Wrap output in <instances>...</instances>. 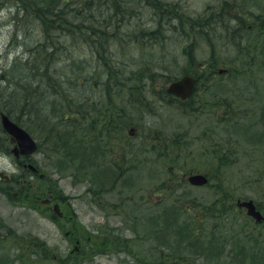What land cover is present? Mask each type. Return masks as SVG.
Returning <instances> with one entry per match:
<instances>
[{
  "label": "rangeland",
  "instance_id": "374dc122",
  "mask_svg": "<svg viewBox=\"0 0 264 264\" xmlns=\"http://www.w3.org/2000/svg\"><path fill=\"white\" fill-rule=\"evenodd\" d=\"M175 1H179L183 9L190 4L201 14L212 0ZM255 8V12L264 13V7L260 9L256 5ZM8 14L7 10H0L3 23L0 26V71L12 60L10 53L4 51L10 33H6L9 27L4 25ZM251 18L255 23V18ZM147 19L144 17L142 21ZM127 27H124L126 31L130 30ZM262 39L256 28L247 36V59L252 61L254 55L256 58L250 64L245 63L251 69L244 67L246 75L239 76L225 70L240 67L236 47L227 46L225 41L219 43L220 39L214 40L216 45L211 42L219 53L217 56L231 65L216 66L211 81L203 77L190 104L159 100L160 90L164 91L170 83L159 66L152 69L157 75L153 87L147 86L139 95L146 108L141 105L143 109L135 110L126 105L124 121L132 123L127 125L125 137L113 139L118 143H114V151L109 152L117 159L115 149L124 150L127 162H121L123 166L117 168L128 169V172L119 173L109 193L108 190L103 192V187L91 192L85 182L61 177L40 151L31 156V161L45 173L49 185L56 183L62 199L55 200L53 194L26 195L20 189H33L36 179L27 169L13 166L11 153L3 149L0 131V256L9 260L21 255L24 264H60L59 259L69 256L68 264L75 258V264H235L233 261L254 264L253 258L264 257V223L255 225L235 204L237 200H252L264 214ZM190 41L191 37L172 46L175 51L170 52L171 56L177 60L175 74L182 70L192 74L198 68L181 56L185 55L183 47ZM81 48L72 47L71 53L66 54L78 58L79 52L85 54ZM136 48L130 46L124 55L144 53ZM192 51L199 64L209 56L204 41L193 46ZM120 59L127 60L125 56ZM223 70L225 72L220 73ZM238 127L241 128L239 133ZM130 128L134 130L132 135H129ZM31 136L36 143L39 141L36 135ZM150 144L158 150L169 147L170 155L149 151ZM141 151L144 153L139 154ZM26 172L31 174L27 179L21 177V182L13 183L20 184L17 193L5 188L11 185L13 174L20 177ZM198 172L209 175L207 187L195 188L186 183L188 175ZM101 176V180L95 179L98 184L105 179L104 174ZM108 185L106 180L104 187ZM48 195L52 197L51 203L45 204L42 200ZM54 203L63 214L60 221L53 216ZM197 205H204V209L194 210L193 206ZM208 206L212 209L205 210ZM170 217L174 218L171 222ZM187 230L190 235L181 239L179 236ZM158 233L164 235L153 240ZM107 235L112 239L105 246L103 240Z\"/></svg>",
  "mask_w": 264,
  "mask_h": 264
},
{
  "label": "trees",
  "instance_id": "16d2710c",
  "mask_svg": "<svg viewBox=\"0 0 264 264\" xmlns=\"http://www.w3.org/2000/svg\"><path fill=\"white\" fill-rule=\"evenodd\" d=\"M32 1H34L36 6V8H34L35 15L41 17L39 23H41L42 26H47L48 28L53 29L55 26L60 25L62 15L55 6L57 1L60 3L63 2L64 4V0ZM98 1L99 2L95 4L96 8L103 9L106 13L104 16L95 17L94 23L90 22L83 27V35L88 37L91 35V47L90 49H85L84 57L88 60L96 59L100 61L107 54L108 61L110 62L108 63V66L101 63V66H96L97 68L95 67L96 69L102 68L103 65L105 68H108L107 72H118L121 70V67L122 69L128 68L130 76L125 77L119 83H104L101 86V89H98V87L95 86V83L100 75L99 72L96 71L86 78L87 84L85 85L82 83L83 76L78 72V64L81 61L80 59H82L79 58L80 55L75 59L72 57L61 59L59 57L62 56L61 53L64 52L63 49L52 47V50L49 51L45 47L41 53V55H44L42 58V65L48 69L55 70L56 73H53L55 79L49 76V78L45 77V72L40 70L36 73L37 78H39L37 82L38 86H32L29 82L25 83L24 79L21 80L22 84H20L18 90L26 93L28 92L30 97L25 100V105L20 107L21 110L19 111V114L21 115L19 116H13L16 114V109L11 108L8 103L0 98V108L5 110L9 119L22 128L24 127V129H27L29 134L38 137L39 141L36 143V153L41 151L43 156H45V159L50 160V167H52L61 177H69L74 180H79L80 183L85 182L88 186L87 188H89L91 192H94L100 187H103V192L112 190V186L120 173L116 172L119 170L117 167H122L123 165L121 162H127L126 159L128 158V155H126L121 148H119L121 150L120 152L118 151V148L115 149L117 159H114L112 153L109 152L111 150L114 151L115 146L113 147V145L114 143L115 145L118 143V141L115 142L116 138L122 139L126 136L125 129L127 125L132 123L128 122V120L124 121L126 105L135 110L141 109V105L144 107L145 103L139 99L140 92L147 88V86L152 88L154 77L157 76L152 73L151 70H147V72L145 71L142 66L145 64V61H131L128 65L120 59L124 57V52L126 53V49H129L130 46H133V48L139 47L141 49L142 46L145 45L141 39L143 36L142 32L136 33L134 37H131L127 34V32H129L128 30L125 32L126 34H123V36L118 38L119 47L117 46L113 48V46L110 45V42L116 38L118 27L122 28L127 25V29L133 27V23H130L134 19L133 14L122 13L119 15L118 12V9L121 6L127 5L123 1L121 2V0ZM134 1L139 3L143 0ZM12 2L13 0H0V4H10ZM260 3L261 2L252 3L254 4L252 7L255 8L256 5L259 7ZM234 7L235 5L230 2H225L217 8L212 7L211 10L200 15L197 20L189 22L185 31L179 32V35L181 36H185L188 39H190V37L192 38L190 43L183 47L185 55L182 54L181 56L184 57L190 65L195 64V67H198L195 68V72H193L194 74L198 75L200 73V77H202V74H206L204 77L206 81H211L214 78V68L216 66L225 68L231 65L228 64L229 61L220 58L219 55L217 57L213 55L214 51L212 49L215 47H211V42L215 43L216 41L214 40L220 39L219 43L227 39L235 41V32L237 36H241V38L243 37V40L238 37V40L233 44L237 49L240 67L225 69L229 70V73H236L238 76L246 75L247 71H245L244 67H248V65L256 58V55H254L255 58L253 57L252 61L247 59L249 46L245 41L247 36L253 32V29L256 28L257 34L263 37L262 44H264V13H257L254 15L250 8V12L245 10L246 13L243 12V10L236 9V12L234 13H227L228 8H232L233 11ZM81 8L87 10V8H84L83 6H81ZM213 9L217 10V17H215V15L203 17L204 15L211 13ZM162 13L164 12L159 13L163 16L159 25L162 27V23H166L167 27L174 22L172 17L175 18V16H178L181 13L180 6L177 5L176 13L173 14L175 16L169 13ZM245 14L248 20H245ZM252 16L256 20L255 23L251 18ZM169 21L172 23L170 24ZM234 23H237L238 26H233ZM115 25L116 27H113ZM101 27H104V29L99 32ZM95 28L97 30L96 32L93 30ZM62 31L65 32V43H70L69 45L77 48L78 45L74 42L76 35L70 31V29H68V31ZM152 33L153 32L148 33L149 37H151ZM193 35L202 38L199 40ZM95 38L96 43L92 41ZM201 41H204L207 44L211 53L204 62L199 64L197 59L192 55V47L196 46V44ZM242 41H244L245 44L241 45ZM238 43H240V45H238ZM54 44L56 45V43H53V45ZM123 48L124 51L120 52L119 49ZM79 54L82 55L81 52ZM166 59H168V62L170 61V63H173L171 65H159V68L164 72L166 81L169 82L179 78L180 75L189 74V72H185L184 70H182V73L175 74L177 72L174 71V67L177 65V60L174 55L171 56L170 54ZM248 61L249 64L246 65L245 63ZM248 68L250 71L251 67ZM44 69L46 70V68ZM59 70H62V72L60 73ZM19 71L23 72V70ZM160 93L166 96L167 101L169 100V97L164 94L162 89L160 90ZM32 101L38 103V108L35 111L33 110ZM172 101L173 99L169 102ZM31 108L32 110H30ZM228 109H230V106H228ZM1 133H3V149H5L6 152H9L11 149L10 139L4 134V132L1 131ZM143 138H146V135H144ZM146 146H148V143L144 147ZM149 146L151 147L149 151H158V153L164 152L168 154V156L170 155L171 151L169 150V147L166 148V146H163L161 150H158L159 148H156L152 144ZM135 147L136 145H134V148ZM142 151L139 154H143L144 152ZM134 152L137 154V149H134ZM105 154L109 157H106ZM118 159L120 160L119 162ZM132 165L136 164L133 163ZM36 167L39 173L38 175L33 174L35 177L34 179H36L35 187L26 190H22L21 188L20 191L26 195L31 194L32 197L53 194L55 200L62 199L59 197L60 192L56 188V183L53 182L49 185L50 180L49 182H46V178H44V176H46L45 173L41 172L40 167L37 164ZM27 172L30 173L29 170H27ZM27 172L23 176L21 174L20 177H18L19 174L11 176V185H6L5 188L9 190L16 189L20 184L18 183L15 186L13 183L17 182V178L22 177V179H27V177L31 175H27ZM67 172L68 174H66ZM101 174H104L105 179L102 182L99 181L98 184L95 179L101 180ZM106 180L109 181L107 188L104 187ZM203 206L204 205H197L195 208L193 206V209L203 210ZM257 207L259 209L258 205ZM209 209H212V207L208 206L205 210ZM170 218V222L174 220L173 217ZM55 219L56 221L61 220L56 217ZM73 228L75 229V227ZM179 229L184 230L182 228ZM184 232V235L179 236L181 239L184 237L188 238L190 235L188 230ZM166 233L168 234V230ZM160 234L161 233L155 234L153 240L156 239L158 235H164ZM111 239L112 238H108L107 235L103 240L104 245H108L109 240ZM76 250L78 252L80 249L78 248ZM69 257L59 259L60 264H68ZM252 260L254 264H264L263 256L253 258ZM24 262L25 260L21 258V255H16L9 260L0 256V264H24ZM76 262L77 259L75 258L71 264H75ZM233 263L239 264L237 261H233Z\"/></svg>",
  "mask_w": 264,
  "mask_h": 264
},
{
  "label": "bare ground",
  "instance_id": "6f19581e",
  "mask_svg": "<svg viewBox=\"0 0 264 264\" xmlns=\"http://www.w3.org/2000/svg\"><path fill=\"white\" fill-rule=\"evenodd\" d=\"M65 3H60L59 1L56 2V8L60 11L62 17L60 19L61 23L59 26H55V28L50 29L47 26H42L40 22L41 17H37L34 12V8H36L34 1L32 0H13L10 4H0V10H7L9 12L8 16L6 17V22L4 23L5 26L9 27L8 31L6 30V33L10 31L8 34L9 38L6 42L7 45L5 46L4 51L5 53L12 56V60L6 64V66L0 71V98L9 104L11 108H15L16 114L13 116H19L20 107L24 106L26 103V99H28L30 94L27 92H23L18 90V87L20 86L21 80H25L26 82H29L32 84V86H38L37 82L39 78H37V72L44 71L45 77H51L54 78V74L56 73L55 70L48 69L47 67H44L42 65V58L44 55H41L43 49L46 47L49 51L52 50V47L61 48L64 50L62 52V56L59 58H67L69 57L66 53H71L69 49L72 48L70 43H65L64 38L65 32L62 30L70 29L76 36L74 42L79 47L83 48V51L85 49H90V41H91V35L85 36L83 35V27L88 23H94L95 17L97 16H104L106 11L103 9L96 8L95 4H97L98 0H64ZM67 1V3H66ZM124 2L127 6H121L118 9L119 15L120 14H133V27L129 30V35L131 37H134L136 33L142 32L143 36L141 37L143 43L145 44L142 46L140 51H144V53H141L143 57H146L144 60L141 54L138 55H131L127 54L124 55L127 58V61L124 60L123 62L129 65V62L133 61H145V64L142 65L147 72V70L155 69L156 66L158 67L160 64L163 65H171L173 64L170 61L168 62L166 58L170 56V52L172 50L175 51V49L172 47L176 42H184L187 41V37L179 35V32H183L188 27L189 22H192L194 20H197L200 15L207 12L208 10H211L212 7H220L225 2H230L235 5L233 11L232 8H228L227 13H234L236 10H243V12L248 11L256 15L257 12H255L256 8L252 7L256 3V1H261L259 8L262 9L264 7V0H212L211 3L206 4L203 12L201 14H198L195 12L191 5H187L186 9L181 8L179 1L175 0H143L139 3H136L134 0H121V2ZM137 1V0H136ZM251 2V3H250ZM263 2V3H262ZM183 4H185L184 1H182ZM120 4V5H121ZM177 5L180 6L181 13L178 16H175L173 14L176 13ZM81 6L84 8H87V10L82 9ZM250 8V10H249ZM236 9V10H235ZM259 9V10H260ZM85 10V11H84ZM164 12L165 14L169 13L172 14L174 17V22L172 23L169 21L171 25H168L166 27V23H162V27H160L159 22L163 16H161L159 13ZM217 10L213 9L211 13L204 15L203 17L209 16V15H215V17L218 16L216 13ZM162 13V14H164ZM246 13V12H245ZM144 17H147L148 19L144 22L142 21ZM245 20L247 19V16L245 14ZM229 23V22H228ZM230 24V23H229ZM0 26H3L2 20H0ZM61 26V27H60ZM233 26H238L237 23H234ZM113 27H116L113 26ZM104 27H101L99 29V32L102 31ZM94 32H96V28L93 29ZM236 31V30H235ZM126 32V29L124 27L119 28L116 33V38L110 42V45L113 47H117L119 45V40L121 36ZM152 33L151 37H149L148 33ZM241 33L240 31H238ZM112 35V34H111ZM236 37L235 41L233 40H224L225 44L228 46H232L236 40H238V37L240 39L241 36H237L236 32L234 34ZM113 36V35H112ZM197 39H201L202 37H198L197 35H193ZM74 37V36H73ZM179 40H177L178 38ZM96 38L92 41L96 43ZM192 40V38H191ZM111 41V40H110ZM223 41V42H224ZM53 43H56V45ZM214 43V42H213ZM216 43V42H215ZM214 43V44H215ZM74 45V46H77ZM77 46V47H78ZM213 47V45L211 46ZM81 48V49H82ZM56 50L55 48H53ZM128 50V49H127ZM213 55L217 57V54H219L215 48L212 49ZM120 52L124 51L123 49H119ZM148 51V52H147ZM13 52V54H12ZM127 52V51H126ZM80 53V52H79ZM125 53V52H124ZM208 53L210 54L211 51L209 50ZM49 58V56H48ZM79 58L81 61L79 62V70L78 72L83 76V84H87L88 76H91L94 72H99V78L95 83V86L98 87V89H101V86L104 83H113V82H121L125 77L130 76L128 68L119 70L118 72H110L108 68L102 66L100 69H96L98 66H101V63H104L105 66H108V56L107 54L100 60L96 59H85L84 55H80ZM97 66V67H96ZM96 67V68H95ZM46 68V70L44 69ZM16 69V71H15ZM19 70H23V72H20ZM60 73L62 70H59ZM9 73H11L12 76H9ZM206 74H202V77L198 79L195 78L200 84H202V79L205 77ZM48 77V78H49ZM55 79V78H54ZM205 79V78H204ZM200 87V85H199ZM164 100V102L167 100L166 96L161 95L159 96V100ZM37 101V100H36ZM36 101H32L33 110L35 111L38 108V103ZM27 105V104H26ZM146 106V103L144 104V107ZM32 107V106H31ZM146 108V107H145ZM29 109V108H28ZM32 110V108L30 109ZM7 116L8 114L5 113L4 109L0 108V131L3 132L2 124H1V116ZM22 117V116H20ZM9 118V117H8ZM241 130L240 127H238L239 133ZM238 135V134H234ZM231 146V145H230ZM229 150V148L227 149ZM11 153V149L9 151V154ZM15 175V174H13ZM242 202L240 200H237L235 202L237 208L242 211L246 210L245 208H239L237 202ZM247 215V214H246ZM247 217L250 219L247 215Z\"/></svg>",
  "mask_w": 264,
  "mask_h": 264
},
{
  "label": "water",
  "instance_id": "95a60500",
  "mask_svg": "<svg viewBox=\"0 0 264 264\" xmlns=\"http://www.w3.org/2000/svg\"><path fill=\"white\" fill-rule=\"evenodd\" d=\"M196 82L193 78L188 76L181 77L180 80L172 82L170 86L166 89L167 94H172L179 98L180 100H185L192 95ZM1 124L4 132L9 135L13 142L14 148L12 150L13 155L16 157L18 154L27 157L35 153L37 145H35L34 140L16 123H13L7 116H1ZM32 170H35L31 165H29ZM187 182L192 186H204L207 184V179L201 175L196 174L189 176ZM48 203V200H43ZM239 208H245L246 214L251 217L256 223H261L264 220L263 215L256 209L255 203L251 200H244L242 202H237ZM53 212H55L59 217H61L60 211H58V205H53Z\"/></svg>",
  "mask_w": 264,
  "mask_h": 264
},
{
  "label": "flooded vegetation",
  "instance_id": "af4514ba",
  "mask_svg": "<svg viewBox=\"0 0 264 264\" xmlns=\"http://www.w3.org/2000/svg\"><path fill=\"white\" fill-rule=\"evenodd\" d=\"M194 78H197L198 79V75H192ZM199 78H201V77H199ZM197 81V80H196ZM198 82V81H197ZM198 83H200V82H198ZM197 83V84H198ZM164 94H165V92H164ZM165 95H167V94H165ZM168 97H169V100L170 99H173V101H177L178 102V104H180V105H182V102H180L179 100H177V99H175L173 96H169V95H167ZM180 102V103H179ZM193 102V99H191V100H189V101H187V102H183L184 104H187V103H192ZM10 142H11V145L13 146V143H12V141H11V139H10ZM12 155V157H13V166L16 168V167H18V168H24V169H27L28 168V163H29V160H30V157H24V156H21V155H17L16 157L13 155V154H11ZM129 169H131V168H129ZM172 169V168H171ZM116 172H128V169H119V170H117ZM171 172V171H170ZM199 173V172H198ZM172 175V174H171ZM170 175V176H171ZM205 175V174H204ZM172 177V176H171ZM183 177H186V174L185 175H183ZM205 177L206 178H208V180H209V182H210V177H209V175H205ZM19 180H17L18 182H21L22 181V179L21 178H18ZM186 179H187V177H186ZM171 181H172V179H170ZM134 186L132 185V187L131 188H133ZM10 191H15L16 193L18 192L17 191V189H13V190H11L10 189ZM108 193L110 192L109 190L107 191ZM168 264H171V263H168ZM172 264H181V263H179V262H177V263H172Z\"/></svg>",
  "mask_w": 264,
  "mask_h": 264
}]
</instances>
